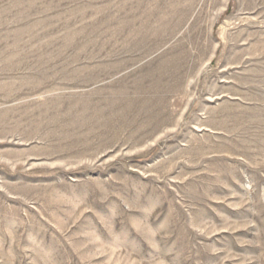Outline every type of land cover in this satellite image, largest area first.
I'll list each match as a JSON object with an SVG mask.
<instances>
[{
	"label": "rangeland",
	"instance_id": "1",
	"mask_svg": "<svg viewBox=\"0 0 264 264\" xmlns=\"http://www.w3.org/2000/svg\"><path fill=\"white\" fill-rule=\"evenodd\" d=\"M0 264H264V0H0Z\"/></svg>",
	"mask_w": 264,
	"mask_h": 264
}]
</instances>
